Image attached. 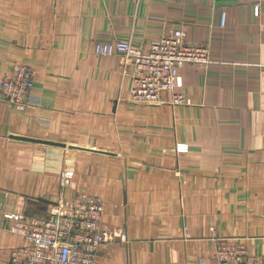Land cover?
Returning a JSON list of instances; mask_svg holds the SVG:
<instances>
[{"label": "crops", "instance_id": "0c3cea01", "mask_svg": "<svg viewBox=\"0 0 264 264\" xmlns=\"http://www.w3.org/2000/svg\"><path fill=\"white\" fill-rule=\"evenodd\" d=\"M178 29L212 61L183 68L188 105L170 92L134 103L133 63L95 53L148 51ZM20 64L35 104L0 101V264L30 247L10 216L44 218L79 194L102 199V226L126 237L97 264H217V238L264 264V0H0V89Z\"/></svg>", "mask_w": 264, "mask_h": 264}, {"label": "built area", "instance_id": "2783aa9c", "mask_svg": "<svg viewBox=\"0 0 264 264\" xmlns=\"http://www.w3.org/2000/svg\"><path fill=\"white\" fill-rule=\"evenodd\" d=\"M259 15V8L256 9ZM227 15L222 16V26ZM99 56L122 55L134 65L131 97L134 103L153 104L161 101L164 92L172 94L173 105H188L190 101L180 91L184 87L182 70L187 64L207 69L212 63L208 47L186 42L182 29L171 31L142 51L131 42L114 41L98 44ZM34 74L24 64L16 65L1 83L0 101L19 111L35 104L32 96ZM189 145L179 144L178 153H187ZM75 173L67 167L61 174V185L68 187ZM105 203L100 198L79 194L63 198L44 218L12 215L16 221L12 230L30 243L12 252L9 264H97L99 248L120 235H112L102 226ZM121 241H126L121 236ZM217 264H261L252 257L245 243L236 238H217Z\"/></svg>", "mask_w": 264, "mask_h": 264}, {"label": "rangeland", "instance_id": "374dc122", "mask_svg": "<svg viewBox=\"0 0 264 264\" xmlns=\"http://www.w3.org/2000/svg\"><path fill=\"white\" fill-rule=\"evenodd\" d=\"M119 235V234H118ZM118 238V237H117ZM119 238L121 239V235L119 236Z\"/></svg>", "mask_w": 264, "mask_h": 264}]
</instances>
